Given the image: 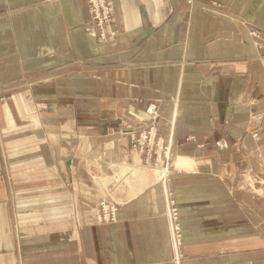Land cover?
Masks as SVG:
<instances>
[{"label": "crops", "instance_id": "1", "mask_svg": "<svg viewBox=\"0 0 264 264\" xmlns=\"http://www.w3.org/2000/svg\"><path fill=\"white\" fill-rule=\"evenodd\" d=\"M112 1L117 35L97 43L81 27L88 19L84 0H0V264L219 261L171 260L155 185L120 204L117 221L93 223L101 187L75 143L58 137L72 130L73 118L80 126L96 121L103 131L124 132L147 118L144 102L168 95L170 122L162 128L172 130L177 150L207 141L205 150L221 153L208 160L216 185L205 195L217 216L210 237H218L219 180L242 164L264 179V60L248 33L264 31V0ZM69 92L82 97L74 103L78 116L73 104V112L59 108ZM42 126L50 132L47 142L38 136ZM198 194L195 199L204 195ZM232 194L243 198L241 208L228 212L243 221L232 236L250 237L253 230L259 242L257 255L249 244L227 260L264 264V198L240 189ZM198 237L185 235L195 244Z\"/></svg>", "mask_w": 264, "mask_h": 264}, {"label": "rangeland", "instance_id": "2", "mask_svg": "<svg viewBox=\"0 0 264 264\" xmlns=\"http://www.w3.org/2000/svg\"><path fill=\"white\" fill-rule=\"evenodd\" d=\"M110 1L113 14L111 22L105 27L108 37L99 40L95 34H92L97 43L111 41L117 35L114 25L115 6L113 1ZM184 1L191 6L196 3V0ZM84 4L88 19L81 24V27L86 33L91 34L92 31L85 30V24L89 22V28L92 27L96 33V31H100L98 20L95 19L94 12L89 11L87 0H84ZM188 9L191 10V7ZM248 33L254 39H251V42L256 46L258 43L260 54L264 60V31L248 28ZM96 35L98 36L97 33ZM96 79H99L97 74ZM69 93L72 94L69 95ZM69 93H65L68 99H64L65 102L67 100L68 102L63 103V108H59L73 112V106H71L73 104L75 115L78 116L79 114L76 113L79 109L77 110V105L74 103L82 97L78 92ZM168 97L164 93L161 97L144 102L143 108L147 118L139 120L127 131L122 132L120 129L112 128L103 131L96 121L92 123L94 126H80L81 119L73 118V120H69L71 128L73 127L72 130L66 133L58 132L59 140L63 144L68 141L67 139H71L75 143V154L80 160L85 161L86 173L91 179L98 181L101 187L102 194L92 203L93 223L110 224L117 221L120 204L129 202L130 197L132 198L138 192H143L148 187L155 185L160 189L161 215L167 224L172 261L175 262L183 257H187L188 261H194L196 258L206 260L210 257H219L217 263L211 264H235L233 259L227 260V255L232 257L241 254L244 251L243 246L248 247L249 244L251 246L256 244L255 247H251L256 248L259 241L258 233L253 230H251L250 237L248 235L245 237L232 236L234 230L238 228L237 225H242L243 222L242 216L228 214V212H232V209L241 208V203H243V198L240 195L233 196L232 191L240 189L264 198V179L258 178L252 167L242 164L235 173H228L219 180L218 237L214 235L210 237V228L216 225V220L213 217L217 216H211L210 196L205 195L210 194L211 188L216 185L215 180H210L212 168L208 160L212 156L221 155V153L205 150L207 141L196 143L193 151L181 152L177 150L173 142L174 133L172 130L165 131L162 128L165 122L168 125L170 122V119L165 115L168 107L165 101ZM85 98L87 99V97ZM60 104L61 102H59ZM44 128V126L40 128L38 136L43 139V142H47L50 132ZM188 139H193V136ZM0 145H3L2 135H0ZM209 148L212 149L214 146L212 147L210 143ZM198 171L207 174L202 177H193ZM145 178L146 180H144ZM255 179L263 182V187H261L263 189H259ZM64 186H67L66 183ZM195 192H202L204 195L195 199V195H200ZM230 195L234 202L238 198L236 201L239 204L235 206L234 203L233 205ZM200 209L203 210L202 214L195 216L194 211ZM256 218H258L257 215H251L248 219L251 220V224H255L253 220ZM249 222L245 221L246 224ZM185 235L202 236L203 240L197 244L189 243L186 241ZM251 251L252 255L258 254L257 248ZM246 254L250 255L248 251Z\"/></svg>", "mask_w": 264, "mask_h": 264}, {"label": "built area", "instance_id": "3", "mask_svg": "<svg viewBox=\"0 0 264 264\" xmlns=\"http://www.w3.org/2000/svg\"><path fill=\"white\" fill-rule=\"evenodd\" d=\"M192 3V2H191ZM87 7L90 12H94L95 19L98 20L100 31L94 32L92 27L89 28V22L85 24V30L92 31L95 36L99 39H105L108 37L105 27L111 22L112 14H113V8L112 3L110 0H87ZM98 13V15H97ZM93 21L91 20V24Z\"/></svg>", "mask_w": 264, "mask_h": 264}, {"label": "bare ground", "instance_id": "4", "mask_svg": "<svg viewBox=\"0 0 264 264\" xmlns=\"http://www.w3.org/2000/svg\"><path fill=\"white\" fill-rule=\"evenodd\" d=\"M90 33H92V32H90ZM252 39H253V38H252ZM253 40H254V39H253ZM255 47H256V48H258V49H260V48H259V46H258V43H257V46H256V44H255ZM260 58H262V59H263V57H262V56H260ZM260 58H259V59H260ZM260 60H261V59H260Z\"/></svg>", "mask_w": 264, "mask_h": 264}]
</instances>
